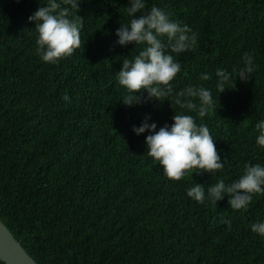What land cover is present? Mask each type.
Segmentation results:
<instances>
[{"label": "trees", "instance_id": "obj_1", "mask_svg": "<svg viewBox=\"0 0 264 264\" xmlns=\"http://www.w3.org/2000/svg\"><path fill=\"white\" fill-rule=\"evenodd\" d=\"M45 2L0 0V219L29 255L39 264H264V237L250 228L264 220V193L240 210L227 197L210 204L186 195L193 182L206 189L238 178L245 163L264 164L254 131L264 119V0L146 2L145 11L163 7L196 33L191 49L174 54V92L202 83L218 97L196 123L209 128L224 169L178 181L162 174L147 133L132 127L145 115L170 125L186 110L171 97L121 102L116 72L139 51L115 44L128 0H78L80 47L54 64L40 60L28 21ZM244 53L255 69L242 83ZM217 67L232 72L220 94ZM203 72L213 78L200 81Z\"/></svg>", "mask_w": 264, "mask_h": 264}, {"label": "clouds", "instance_id": "obj_2", "mask_svg": "<svg viewBox=\"0 0 264 264\" xmlns=\"http://www.w3.org/2000/svg\"><path fill=\"white\" fill-rule=\"evenodd\" d=\"M146 2L128 0L125 11L129 19L120 23L114 33L116 45L139 46L136 55L122 59L116 72L118 84L126 93L121 102L132 107L141 100L169 102L171 97L172 102L186 112L174 113L172 123L159 128L149 115H145L139 126L133 125L132 132L136 136L147 133L144 137L147 155L158 162L166 178L178 181L189 172L192 177L193 174L216 175L224 169V157L218 152L207 125L197 124L196 117H204L218 97L202 83L175 92L171 83L181 71V64L174 54L191 49L197 43L196 33L187 24L172 19L163 7L153 4L145 11ZM80 4L78 0H46L28 17L29 22H34L36 53L41 61L54 64L80 47L83 19L74 11ZM242 61L236 79L244 83L251 77L255 64L249 53L243 54ZM214 76V86L219 94L229 89L226 85L232 81V72L217 67ZM212 78L208 72L199 75L200 81ZM63 99L68 101L69 97L65 95ZM254 131L257 133L255 145L264 149V119L255 123ZM260 193H264V164L261 163H245L242 174L230 182L218 178L206 189L203 183L195 182L186 189L187 197L198 203L217 204L227 197V204L235 210L246 209L253 194ZM250 228L264 237V220L252 223Z\"/></svg>", "mask_w": 264, "mask_h": 264}, {"label": "water", "instance_id": "obj_3", "mask_svg": "<svg viewBox=\"0 0 264 264\" xmlns=\"http://www.w3.org/2000/svg\"><path fill=\"white\" fill-rule=\"evenodd\" d=\"M0 261L4 264H39L0 219Z\"/></svg>", "mask_w": 264, "mask_h": 264}]
</instances>
